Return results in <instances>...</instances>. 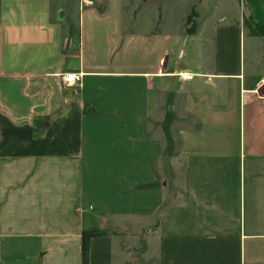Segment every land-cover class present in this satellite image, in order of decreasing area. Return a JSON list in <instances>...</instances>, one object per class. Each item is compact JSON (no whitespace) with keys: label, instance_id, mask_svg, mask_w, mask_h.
Wrapping results in <instances>:
<instances>
[{"label":"crops","instance_id":"1","mask_svg":"<svg viewBox=\"0 0 264 264\" xmlns=\"http://www.w3.org/2000/svg\"><path fill=\"white\" fill-rule=\"evenodd\" d=\"M262 31L264 0H0V264L96 228L87 264H264Z\"/></svg>","mask_w":264,"mask_h":264},{"label":"trees","instance_id":"2","mask_svg":"<svg viewBox=\"0 0 264 264\" xmlns=\"http://www.w3.org/2000/svg\"><path fill=\"white\" fill-rule=\"evenodd\" d=\"M242 26L248 34H256V25L250 23L246 18L242 19ZM264 33V31H262ZM101 234L100 229H91L81 233V264H87V248L90 237Z\"/></svg>","mask_w":264,"mask_h":264},{"label":"built area","instance_id":"3","mask_svg":"<svg viewBox=\"0 0 264 264\" xmlns=\"http://www.w3.org/2000/svg\"><path fill=\"white\" fill-rule=\"evenodd\" d=\"M79 72H68L60 75L62 86L65 88H73L78 80Z\"/></svg>","mask_w":264,"mask_h":264},{"label":"water","instance_id":"4","mask_svg":"<svg viewBox=\"0 0 264 264\" xmlns=\"http://www.w3.org/2000/svg\"><path fill=\"white\" fill-rule=\"evenodd\" d=\"M71 100H73L72 97L64 99V101H65L66 103L69 102V101H71Z\"/></svg>","mask_w":264,"mask_h":264}]
</instances>
